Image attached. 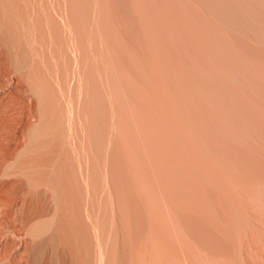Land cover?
I'll return each instance as SVG.
<instances>
[{"label":"rangeland","instance_id":"rangeland-1","mask_svg":"<svg viewBox=\"0 0 264 264\" xmlns=\"http://www.w3.org/2000/svg\"><path fill=\"white\" fill-rule=\"evenodd\" d=\"M100 261L264 264V0H0V264Z\"/></svg>","mask_w":264,"mask_h":264},{"label":"bare ground","instance_id":"bare-ground-1","mask_svg":"<svg viewBox=\"0 0 264 264\" xmlns=\"http://www.w3.org/2000/svg\"><path fill=\"white\" fill-rule=\"evenodd\" d=\"M4 16V15H3ZM64 23V22H63ZM106 82V81H105ZM81 85V84H80ZM99 91V90H98ZM97 96V95H96ZM99 96V95H98ZM56 97V96H55ZM64 98V97H63ZM69 102V101H68ZM40 103V102H39ZM69 103H71V102H69ZM68 103V104H69ZM52 104V103H51ZM49 106V105H48ZM67 107H68V105H67ZM110 107V106H109ZM41 108V107H40ZM109 111V110H108ZM43 112V114H45V115H49V114H51L52 115V113H53V109L51 108H44V110L42 111ZM72 112L73 111H70L69 112V114H67L68 115V117L66 118V122H67V124H72V122H73V119H72ZM81 113V112H80ZM95 113V112H94ZM111 120V119H110ZM113 120V119H112ZM84 123V122H83ZM109 123V122H108ZM110 127H112V125H110V124H108L107 125V121H106V123H105V131H104V133L102 134L103 136H101V134H99L100 136H101V138H100V141H101V148H102V160L101 161H103V164L101 165V171H100V174H99V181L97 182L98 183V188H100V186H102L103 188H105V190L108 192V195H109V198H110V202H111V212H110V216H109V219H110V224H113L114 225V223H115V221H116V211H115V207H114V203L112 202V195H111V181H110V178H109V167H108V158H109V152H110V149H111V145H112V138H111V136H110ZM70 129V128H69ZM36 134H37V131L34 129L33 130V133H32V138H34L35 136H36ZM99 136V137H100ZM98 140V139H97ZM22 143V142H21ZM20 143V144H21ZM17 144H19L18 142H17ZM92 149V148H91ZM17 150V149H16ZM99 151V150H98ZM91 162V161H90ZM163 163V162H162ZM7 170H8V167H5V169H4V172H3V174H2V176H5L6 175V172H7ZM90 184V183H89ZM66 189V188H65ZM100 191V190H99ZM101 192H102V189H101ZM89 192H87V198H88V194ZM103 195H104V193H103ZM99 199H100V197H99ZM115 201V200H114ZM100 202H101V200H100ZM85 213H86V215H87V217H88V219H90V214H89V209L88 208H86L85 209ZM15 214V213H14ZM93 224V223H92ZM93 226L95 227V226H97L96 224H93ZM98 228V227H97ZM111 230H113V229H111ZM98 232H96V234H97ZM94 234H95V231H94ZM99 235V234H98ZM98 235H95V237L96 236H98ZM89 237V236H88ZM105 237V236H104ZM97 238V237H96ZM99 239V238H98ZM101 239V238H100ZM110 241V240H109ZM95 244H97V243H95ZM106 245H107V243H106ZM92 249H94V248H92ZM96 249L97 250H95L96 251V253L95 254H97V257H99L100 259H101V257L103 256V251H102V243L101 242H98V244L96 245ZM114 251V250H113ZM91 252H92V254H94V252L91 250ZM93 256H95V255H93ZM105 257V256H104ZM100 264H101V261H100Z\"/></svg>","mask_w":264,"mask_h":264}]
</instances>
